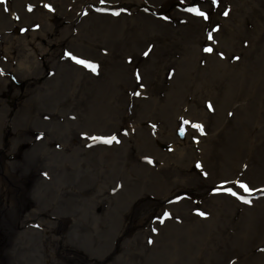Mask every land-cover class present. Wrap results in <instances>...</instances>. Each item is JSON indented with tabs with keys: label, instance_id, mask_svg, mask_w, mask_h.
<instances>
[{
	"label": "bare ground",
	"instance_id": "obj_1",
	"mask_svg": "<svg viewBox=\"0 0 264 264\" xmlns=\"http://www.w3.org/2000/svg\"><path fill=\"white\" fill-rule=\"evenodd\" d=\"M97 1L0 3V65L12 63L28 95L13 118L0 117V152L14 153L33 134L29 128L45 132L7 163L13 174L23 171L20 184L29 181L21 174L30 167L42 175L19 191L34 208L12 203L5 206L10 217L0 212L15 248L28 251L0 264H89L92 254V264H118L109 257L122 264L204 258L212 251L200 250L192 230L198 224L187 222L175 199L159 200L179 188L209 195L211 186L216 195L202 209L224 235L213 263L205 257L198 264H264V0H200L171 11L175 0H104L110 14L96 11ZM210 34L224 47L223 59L197 46ZM35 40L38 51L27 42ZM81 53L95 72L70 62ZM0 103L8 116L6 101ZM7 123L14 133L9 144L2 141ZM161 140L171 149L159 147ZM144 153L151 155L142 161ZM175 161L185 164L169 170ZM231 173L234 181L226 177ZM167 219L173 221L160 222Z\"/></svg>",
	"mask_w": 264,
	"mask_h": 264
},
{
	"label": "rangeland",
	"instance_id": "obj_2",
	"mask_svg": "<svg viewBox=\"0 0 264 264\" xmlns=\"http://www.w3.org/2000/svg\"><path fill=\"white\" fill-rule=\"evenodd\" d=\"M199 2H200V0H189V1H187V0H175L173 3L168 5V6L171 5L169 8V11H171L174 8V6L178 10H181L180 8H182L184 6H188V5L199 3ZM94 4L96 5L95 6L96 11H98V12L104 11L105 14H110L107 10L100 8V6H106L107 5L106 9H109L112 13L110 3L107 1L98 0L97 2H94ZM126 7L130 8L131 6H126ZM118 13L120 15H122V11H118ZM166 13H169V12H166ZM108 16H110V15H108ZM10 30H14V28H11ZM37 30H38V28L35 30L33 28L32 31L37 32ZM20 34L22 35L23 32ZM28 40H30V39H28ZM0 41H1V39H0ZM37 41L36 40L33 42L27 41V42H30V44H31L30 48H32L35 51H38L37 50V46H38L37 43L40 42V41H38V42ZM208 43H211V44H208ZM196 44H197V42H196ZM197 46L199 47L202 54L204 53L206 48H212L215 51L210 52V54H212L214 52V53H216L215 56H217L218 58L223 59L225 57L226 53L222 52L224 47L219 43V40H217L215 43V39H213V38L209 39V36H207V35H205L203 40L200 39L198 41ZM81 56H82L81 59L78 57H75V59L85 61V57L86 56L88 57L89 54L81 53ZM72 59H73V57H70V62L76 64V62ZM201 59H203V58H200V60ZM65 60H67V59H65ZM87 60H88V58H87ZM196 63H197L196 61L193 62V66L191 64V71H192L193 67L195 68ZM54 68H56V67H52V66L46 67V69L51 73V75L57 73V71L54 70ZM0 74H1L0 77H5V83H3L1 88H0V99H4L7 103V106H9V109H10V111L8 112V116H5L2 112H5L6 108L1 109V103H0V117L2 119L6 120V119L13 118V116L16 115V112L18 111V109L26 102L25 100L27 99L28 95H26V91L24 89H26L25 85H27L26 84L27 81L18 76V74L15 72V68L13 67L11 62H9V63L4 62L3 64L0 65ZM3 89H4V91H2ZM5 90H7V92ZM7 126L8 127L4 128V129L2 128L3 133H4L3 135L6 137L5 141L3 139H2V141L5 142V144H9V141H10L9 139L11 137H13L12 135L14 134L13 130H12V128H13L12 124L7 123ZM29 129H31L30 131L33 132V134L31 136L34 135V137H35L37 135V137L39 138L40 136L45 135L44 130H39L37 128H29ZM177 134L179 136H181L179 131H177ZM31 136L27 137L25 139V141L20 144L19 148H17L16 151L14 150L15 151L14 153L9 154V151L6 152L5 150H3V152H0V157L4 156L1 160V165H2L1 171L2 172H0V212L2 214H4L5 216H8V217H10V214L8 213V210L5 209V206H7V204L14 203V204H16V206H19V209L31 210L32 208H34L33 207L34 206V203H33L34 199L32 197L31 198L26 197L24 200H21V198L23 199L24 194L19 192V191L21 189L23 191L28 190L30 188V186L33 185V181H35V179H37L38 176L42 175L41 171L35 167H30L29 169H31V171H28V174H26V172L21 174L23 176L27 175L29 178V181L27 183L20 184L21 182H23L25 180V179H22V180L18 179L19 173L23 172V171L20 170V168H17V170H15L14 174H13V169L12 170H10V169L6 170V168L9 167V165H7L8 161L11 158H15L13 156L16 155L15 159H20L21 156H24V152L28 151L27 149L30 148V146L34 140V137L32 138ZM40 138H42V137H40ZM166 142H167V140H165V141L161 140V142L158 143L159 147H162L163 150H165L167 147H169V149H171V144H168ZM192 144H194V145H192ZM192 144H190V148L192 149V151L195 150L196 152L200 153V148H198L197 144H195L194 142ZM89 147H90V145H89ZM190 148H189V150H191ZM145 154L146 153H144L140 156L142 161L146 160V158H148V156L151 155L150 153L147 155H145ZM203 155L205 156L204 152H203ZM180 156L182 158H186V153H184ZM200 158H202V157L200 156ZM188 162H190V161H188ZM144 163H146V161H144ZM151 163L152 162L148 163V165H150ZM180 164L182 165L185 163L181 162ZM180 164L175 161L168 168H169V170H171L175 167L180 168L179 167ZM6 165H7V167H6ZM192 165L195 166L197 164L192 163ZM131 166H133V164L128 163L127 165L123 166V168L131 167ZM104 167H105V165H104ZM204 167H201V170L199 172L203 178L207 179L208 176L210 175V172L206 171ZM135 170L136 169H134L132 167V171L134 172ZM235 174L236 173H234V174L231 173V176H230V174H227L226 177H229L231 180L234 181V179L236 177ZM175 175H177V173H174L172 177L177 178ZM186 175H187V173L186 174H178L177 176L178 177H185ZM241 175H244V173L240 174V176ZM5 176L7 177V179L10 180L9 181L10 183L5 182ZM196 184L197 183H195V185ZM201 185L197 184L196 186L200 187ZM211 187L207 188L211 193L209 195H211V196H212V194L216 195V194H214L213 191H211L213 189V187L212 188ZM237 187L239 190L244 189L243 187H240V186H237ZM198 189L179 188V189H176L175 191L173 190V192L170 191V193L167 196L162 197L159 201H162L163 203H167L168 199H175L176 205H180L181 207H184V209L186 210L185 213L187 215H189L187 222H191L190 224H194V225L198 224V226L196 225V227H194V229H192V230H193V236H197L196 240L199 241L201 239L200 250H203L205 247H208L212 251V253H206L204 258L207 257L208 259L211 260V262H209V263H213L214 259H216L217 256L219 255L218 253H219L221 246H222V240H220V237H222L224 235V232L218 231L215 229L216 228L215 220H214L215 216L204 210V209H206L204 204L207 203L206 201H209V197H208L209 195L204 194L202 191L198 192ZM229 191L230 192L227 193V194H229V196L232 195L236 199H239L236 196L237 194L233 195V193H236L235 191H233V190H229ZM15 194H19L20 200L17 201ZM155 198H156V196H152V198H150V201L155 199ZM211 201H215V200L211 198ZM215 203H216V201H215ZM159 206H161V205H159ZM154 207L155 206L153 205L151 208H154ZM164 208H166V207H164ZM202 208H204V209H202ZM211 209H214V208H211ZM201 213H203L204 215H201ZM169 220H172V219L164 220V222L166 224H168ZM85 223L87 224V223H89V221L87 219H85ZM142 223H143V221L141 222V224ZM204 223L208 224V225L206 226ZM70 224H72V225H71V227H68V229L70 228L71 229L70 231H73V228H75V225L72 222H70ZM77 226H78V224H77ZM3 227H4V225L0 222V262L1 263L8 262L11 259V257H13V255L16 253L17 254L18 253L23 254L24 252H26V250L24 248L22 249L20 247V244H17L16 248H15V245H14L15 240L10 239L8 237V235L4 232L5 230ZM188 232H189V230H188ZM235 232L239 233V231H235ZM208 233H211V234H208ZM214 234H216L215 237H214ZM212 236H213V238H212ZM203 239H205L206 244H205ZM21 252H23V253H21ZM26 253H28V251ZM199 258L200 257H198L195 253H193L190 257V260L187 261V264H198L199 262H203L204 258H201V259H199ZM95 259H96V256L92 254V256L90 258H88L87 261L90 260L91 262H93V261H95ZM108 260H110L112 263L122 264V261H120L117 258L109 257ZM117 261H119V262H117ZM91 262H89V264H92Z\"/></svg>",
	"mask_w": 264,
	"mask_h": 264
},
{
	"label": "snow or ice",
	"instance_id": "obj_3",
	"mask_svg": "<svg viewBox=\"0 0 264 264\" xmlns=\"http://www.w3.org/2000/svg\"><path fill=\"white\" fill-rule=\"evenodd\" d=\"M4 2H5V0H0V3H4ZM5 10H7V9H5ZM29 11H31V8H29ZM196 12H197L198 15L205 16V14H204L203 12H200L199 10H196ZM115 14L118 15L119 13H115ZM224 14L227 15L228 13L225 12ZM205 18H207V17L205 16ZM209 39H212L211 34L209 35ZM212 50H213L212 48H206V49H205L206 52H212ZM147 54H148V53L146 52L145 55H147ZM73 59H75V57H73ZM76 62L79 63V64H85V66L88 67V68H90L93 72H95V71L97 70V66L94 65V64H86L85 61H83V60H78V59L76 60ZM137 79H139V76L137 77ZM211 108H212V105L209 104V109L211 110ZM196 127H201V126L196 125ZM93 139H95V137H94ZM114 140H116V137H112L110 140H106V141H104V142H105V143H112ZM117 142H118V141H117ZM197 167H200V165H197ZM241 187H243V188L245 189V191H248V188H247L246 185H241ZM233 195H235V193H233ZM167 215H168V214L166 213L165 216H167ZM201 215H204V214L201 213ZM160 222L163 223L164 221L161 220ZM150 243H151V241H150Z\"/></svg>",
	"mask_w": 264,
	"mask_h": 264
}]
</instances>
